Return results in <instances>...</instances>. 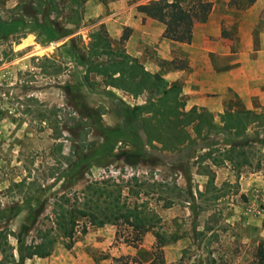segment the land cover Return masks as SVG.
<instances>
[{"label": "rangeland", "instance_id": "374dc122", "mask_svg": "<svg viewBox=\"0 0 264 264\" xmlns=\"http://www.w3.org/2000/svg\"><path fill=\"white\" fill-rule=\"evenodd\" d=\"M147 1L0 0V220L24 191L42 207L33 224L25 206L0 222L7 255L21 264H250L264 246V0H203L211 8L190 16L189 43L166 39L165 20L137 12ZM123 56L177 87L182 113L203 118L146 119L160 90L110 83V62ZM136 106L144 109L134 117ZM122 152L140 159L132 167ZM132 176L159 219L136 246L123 241L124 224L79 219L47 256H24L51 228L55 196L71 201L88 181Z\"/></svg>", "mask_w": 264, "mask_h": 264}, {"label": "trees", "instance_id": "16d2710c", "mask_svg": "<svg viewBox=\"0 0 264 264\" xmlns=\"http://www.w3.org/2000/svg\"><path fill=\"white\" fill-rule=\"evenodd\" d=\"M210 8L211 3L203 0H173L171 2L167 0H149L146 3L137 5L136 10L142 14L165 20L163 37L166 39L179 43H189L192 37L190 16L197 17L199 14H206ZM102 47L109 50L108 43H105ZM84 64L87 63L85 62ZM110 65L113 68L109 73L107 72L110 83L117 86H125L127 84L126 81L129 80L135 83L137 91L150 87L160 90L157 99L150 102L147 107L145 106V109L136 106L131 110H127L134 117H136V112L138 116L139 111L144 109L150 112V117L146 119L152 118L161 123H166L167 126L177 125L180 122L187 123L193 114L196 115L199 121L203 118L201 114H197L195 111L191 112V110L187 113H182L179 110L180 101L177 98L178 88L175 86L164 88L165 82L159 76L142 70L136 61L123 56L121 60L111 61ZM114 73L117 75L113 76L112 74ZM124 74H129L131 80L129 77H125ZM237 125L241 126L242 123L239 122ZM118 158L132 167L140 159L139 155L130 152H122ZM64 159L67 160L63 157ZM74 164L75 161L66 162V165H69L67 168L73 167ZM78 175L79 171L77 172ZM66 176H68L67 171L61 172L59 175H52L51 178L56 181ZM131 180H133L132 183ZM20 184L11 183L10 188L19 189L21 187ZM123 188H126V196L123 193ZM145 190L144 184L137 182L136 177L132 176L126 184L109 180L88 181L79 194H73L71 201H69L65 193L55 196L51 205V228L40 229L38 233L39 242L25 247L24 256H47L57 237L70 238L72 236L79 219H84L90 225L97 226L104 223L124 224L126 227L131 228V233L123 241L131 246H136L140 243L142 236L147 231L152 230L159 220L156 213L147 207L145 201H140V192L144 193ZM35 197L34 192L24 191L22 196L24 205L12 202L2 213L6 215L1 214L0 222L8 223L23 208L27 207L30 224L35 223V217L37 218L42 211V207L39 205L34 209L31 200ZM127 197H131L132 200H128ZM43 204L45 206L47 204L46 201ZM28 227L27 222L22 223L19 233L27 232ZM5 228L3 226L0 229V253L3 256L0 264H21L12 257L11 252L7 255L6 251L9 248L6 242L8 231H4ZM19 233L15 236H19ZM154 233L160 245L167 243L168 239H165L164 235L157 231ZM12 234L14 235V233ZM250 264H264L263 245L257 246L254 252V262Z\"/></svg>", "mask_w": 264, "mask_h": 264}, {"label": "crops", "instance_id": "0c3cea01", "mask_svg": "<svg viewBox=\"0 0 264 264\" xmlns=\"http://www.w3.org/2000/svg\"><path fill=\"white\" fill-rule=\"evenodd\" d=\"M37 50H39V49H35L32 53H33V54H38V53H37ZM32 53H31V55H32ZM18 214H19V213H18Z\"/></svg>", "mask_w": 264, "mask_h": 264}]
</instances>
